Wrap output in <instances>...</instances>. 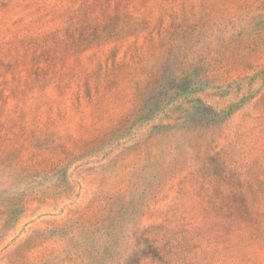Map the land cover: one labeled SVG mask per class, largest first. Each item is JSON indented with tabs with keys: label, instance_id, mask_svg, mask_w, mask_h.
Wrapping results in <instances>:
<instances>
[{
	"label": "rangeland",
	"instance_id": "1",
	"mask_svg": "<svg viewBox=\"0 0 264 264\" xmlns=\"http://www.w3.org/2000/svg\"><path fill=\"white\" fill-rule=\"evenodd\" d=\"M0 264H264V0H0Z\"/></svg>",
	"mask_w": 264,
	"mask_h": 264
}]
</instances>
